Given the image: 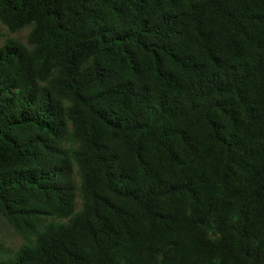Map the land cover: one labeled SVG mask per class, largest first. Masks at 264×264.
<instances>
[{
  "label": "trees",
  "instance_id": "1",
  "mask_svg": "<svg viewBox=\"0 0 264 264\" xmlns=\"http://www.w3.org/2000/svg\"><path fill=\"white\" fill-rule=\"evenodd\" d=\"M0 24L31 27L0 31V264H264V0H0Z\"/></svg>",
  "mask_w": 264,
  "mask_h": 264
},
{
  "label": "rangeland",
  "instance_id": "2",
  "mask_svg": "<svg viewBox=\"0 0 264 264\" xmlns=\"http://www.w3.org/2000/svg\"><path fill=\"white\" fill-rule=\"evenodd\" d=\"M30 30L31 27L27 26L14 33H10L6 27L0 24V31L3 35L1 44H3V42L6 39L12 38L28 46L27 39ZM77 208H80V203L78 201H77ZM22 242H23L22 238L19 235H17L15 232H13L0 220V244H2L7 249L16 250Z\"/></svg>",
  "mask_w": 264,
  "mask_h": 264
}]
</instances>
